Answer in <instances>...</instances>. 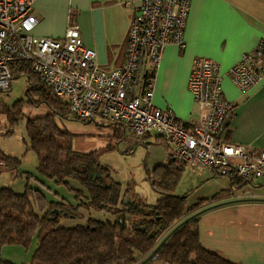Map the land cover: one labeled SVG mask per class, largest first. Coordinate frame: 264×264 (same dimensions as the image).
I'll list each match as a JSON object with an SVG mask.
<instances>
[{"label": "built area", "instance_id": "1", "mask_svg": "<svg viewBox=\"0 0 264 264\" xmlns=\"http://www.w3.org/2000/svg\"><path fill=\"white\" fill-rule=\"evenodd\" d=\"M36 0H0V92L10 88L12 68L27 63L43 84L66 100L80 121L121 125L137 140L155 133L174 145L173 157L216 177L264 183V148L233 143L230 123L235 106L223 96L217 62L194 59L188 89L197 104V119L180 121L169 108L153 102L156 72L164 48L185 47L191 0H141L130 21L124 59L105 69L94 49L86 47L79 27L69 21L60 38L36 37ZM226 74L241 92L264 79V41L241 55ZM0 157V167H4Z\"/></svg>", "mask_w": 264, "mask_h": 264}, {"label": "trees", "instance_id": "2", "mask_svg": "<svg viewBox=\"0 0 264 264\" xmlns=\"http://www.w3.org/2000/svg\"><path fill=\"white\" fill-rule=\"evenodd\" d=\"M19 76L28 78L30 101L35 105L45 104L50 110L45 116L28 118L25 125L29 148L38 155L37 171L55 184L69 186L75 202L50 201L41 189L29 185L23 193L11 187H0V264H13L2 258L4 246L28 248L34 239L37 247L29 264H239L218 252L206 250L199 240L201 208L223 193L187 205V193L175 194L186 166L176 161L156 165L153 177H149L152 189L159 195L155 203L141 202L128 191L121 193L120 184L113 179L110 170L98 162L94 152L74 151L65 138L66 133L59 131L54 119L69 114L66 100L43 84L29 64L13 66L12 80ZM10 90L11 85L5 92ZM1 114L10 117L13 113L0 105ZM15 115L10 119L12 125L8 133L13 132L17 118L23 117L22 112ZM102 123L110 128L119 125ZM112 130L119 142L122 135ZM0 157L4 168H18L19 158L4 154ZM71 180L80 188L72 187ZM126 197L130 200L124 203ZM80 209L104 210L114 215V220L88 217L72 227L60 225L64 217L82 218Z\"/></svg>", "mask_w": 264, "mask_h": 264}, {"label": "crops", "instance_id": "3", "mask_svg": "<svg viewBox=\"0 0 264 264\" xmlns=\"http://www.w3.org/2000/svg\"><path fill=\"white\" fill-rule=\"evenodd\" d=\"M140 1L36 0L33 9L37 23L31 33L36 37L60 38L71 21L79 27L83 44L95 50L98 64L114 69L123 62L127 30ZM260 41H264V0H191L185 47L169 44L164 48L156 72L153 102L159 108L171 109L184 123L195 121L198 109L188 89V77L195 58H210L219 64L223 74V96L235 106L230 140L264 148V79L241 92L226 74L243 53ZM112 128L122 135L120 142L128 141V149L136 144L135 137L122 126ZM151 134L155 135L152 144L157 145L159 152L156 165L179 162L173 157L174 145L157 134H147L139 141ZM186 168L187 165L182 175ZM198 171L196 187L213 186L210 196L199 199L224 194L207 202L198 215L203 248L235 263L264 264V183L248 180L233 185L226 177Z\"/></svg>", "mask_w": 264, "mask_h": 264}, {"label": "rangeland", "instance_id": "4", "mask_svg": "<svg viewBox=\"0 0 264 264\" xmlns=\"http://www.w3.org/2000/svg\"><path fill=\"white\" fill-rule=\"evenodd\" d=\"M28 87V78L19 76L12 80L10 91L0 92V105L13 113L10 117L5 114L0 115V154L20 159L16 170L0 167V187H11L15 192L23 193L26 186L29 185L41 189L50 201L65 199L74 203V194L69 186L55 184L54 181L40 176L37 171L38 155L29 148L30 141L25 125L28 118L45 116L50 110L45 104L35 105L30 101L31 98L27 95ZM33 98L35 99L34 96ZM16 112H20V114L22 112L23 117L17 118V125L13 132L8 133V129L12 125L10 119L12 120L16 116ZM54 121L59 131L66 133L65 138L74 151L94 152L98 162L106 166L113 179L120 184L121 193L128 191L133 198L141 202L155 203L159 195L152 189L149 182V177L154 175L156 158L159 153L155 148L157 145L152 144L155 138L154 134L145 137L143 141L135 138L136 144L128 149V141L118 142L114 136L115 132L99 120L87 123L76 120L69 113L65 117H55ZM19 172L23 174L15 177L14 175ZM198 174L200 171L187 165L175 190V194L179 196L188 194L187 205L195 203L203 196L212 194L213 186L211 184L196 187L199 184L196 183ZM69 183L72 187L80 188L76 181L71 180ZM79 212L82 218L64 217L60 219V225L72 227L83 223L88 217L99 221L114 220V215L104 210L80 209ZM36 247V239L28 248L21 245H6L2 248V258L13 264H29Z\"/></svg>", "mask_w": 264, "mask_h": 264}, {"label": "water", "instance_id": "5", "mask_svg": "<svg viewBox=\"0 0 264 264\" xmlns=\"http://www.w3.org/2000/svg\"><path fill=\"white\" fill-rule=\"evenodd\" d=\"M86 122L89 123L90 121H86ZM129 200H130V198H129V197H126V198L124 199V203H127ZM131 202H132V201H131ZM172 232H174V230H173Z\"/></svg>", "mask_w": 264, "mask_h": 264}]
</instances>
